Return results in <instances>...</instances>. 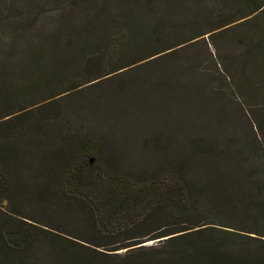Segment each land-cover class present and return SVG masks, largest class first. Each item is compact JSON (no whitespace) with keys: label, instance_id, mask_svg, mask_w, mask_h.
<instances>
[{"label":"rangeland","instance_id":"obj_1","mask_svg":"<svg viewBox=\"0 0 264 264\" xmlns=\"http://www.w3.org/2000/svg\"><path fill=\"white\" fill-rule=\"evenodd\" d=\"M19 2L29 25L39 16H54L51 23L75 19L100 44L94 58L102 70L137 63L86 84L91 70L69 71L61 59L67 71L50 76L49 89L11 102L12 108L37 105L0 139V166L14 188L0 201L1 212L70 239L96 241L110 229H93L85 216L100 202L92 197L113 179L161 187L176 179L184 188L188 179L201 178V191L211 179L215 191L231 184L241 189L245 172L222 163L241 156L261 174L254 187H264V50L256 39L264 15L247 16L250 7L230 0ZM235 16L247 17L231 23ZM73 84L81 87L67 92ZM5 121L0 118V130ZM91 158L103 182L74 195L69 164ZM75 202L85 203L84 213ZM28 251L34 262L52 253L40 243Z\"/></svg>","mask_w":264,"mask_h":264},{"label":"trees","instance_id":"obj_2","mask_svg":"<svg viewBox=\"0 0 264 264\" xmlns=\"http://www.w3.org/2000/svg\"><path fill=\"white\" fill-rule=\"evenodd\" d=\"M230 1L250 7L247 16L264 15V0ZM247 16H235L231 23ZM53 17L44 16L41 21L39 16L29 25L19 0H0V103H4L0 118L8 124L0 130V139L6 138L5 132L16 128L14 120L37 105L12 108L11 102L49 89L51 77L67 71L61 70V64H68L69 71L81 67L91 70L94 75L88 84L137 63L130 60L110 71L102 70L94 58L100 44L88 40L75 19L51 23ZM38 22L42 23L39 28ZM130 24L133 22H129V28ZM256 39L262 46L261 53L264 31ZM86 56L93 60L83 63L80 58ZM61 59L67 60L66 63ZM80 87L73 84L66 91ZM54 101L43 105L49 107ZM93 163V158L70 162L74 195L82 188L94 189L103 182L95 178ZM222 163L225 168L244 171L242 178L246 186L238 189L231 184L215 191L211 179V187L201 191L197 188L203 182L201 178L188 179L184 188L176 179L164 182V187L154 181L106 182L105 191L92 197L100 202L85 216L93 229L99 225L110 229L108 234L96 237V241L70 239L0 211V264H264V187H254L261 174L248 167L241 156L227 158ZM218 164L215 161L213 169ZM2 171L0 166V201L7 199L14 189ZM69 206L73 208L71 203ZM86 207L84 202H75L74 208L81 213ZM165 220L171 223L164 224ZM147 242L153 243L146 245ZM38 243L52 253L34 262L28 250L38 247ZM121 250L126 251L118 253Z\"/></svg>","mask_w":264,"mask_h":264}]
</instances>
